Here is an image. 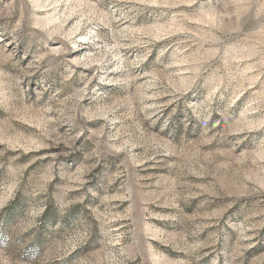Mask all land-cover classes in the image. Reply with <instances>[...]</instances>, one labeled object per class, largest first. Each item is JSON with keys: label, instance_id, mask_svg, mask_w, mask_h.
<instances>
[{"label": "rangeland", "instance_id": "obj_1", "mask_svg": "<svg viewBox=\"0 0 264 264\" xmlns=\"http://www.w3.org/2000/svg\"><path fill=\"white\" fill-rule=\"evenodd\" d=\"M0 264H264V0H0Z\"/></svg>", "mask_w": 264, "mask_h": 264}]
</instances>
